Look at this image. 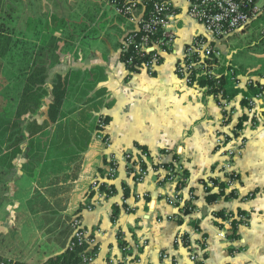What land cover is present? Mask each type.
I'll return each mask as SVG.
<instances>
[{"label": "crops", "instance_id": "crops-1", "mask_svg": "<svg viewBox=\"0 0 264 264\" xmlns=\"http://www.w3.org/2000/svg\"><path fill=\"white\" fill-rule=\"evenodd\" d=\"M171 2L177 11L176 36L159 65L148 72L130 71L124 64L120 47L133 24L119 15L112 0H21V34L31 41V64L46 68L48 93L42 106L25 115L20 125L48 120L52 82L58 75L66 81L57 119L35 135L25 133L11 165H6L9 158L0 164L5 174L0 192V255L8 261L42 264L63 252L72 237L71 220L79 216L94 233L99 248L92 264H105L119 244H129L139 236L148 240V246L137 264H194L187 248L177 245L175 238L191 236L193 240L199 235L207 237L208 254L198 264H264V122L244 127L246 143L237 159V189L241 196H252L242 201L209 198L198 183L221 160L214 150L221 108L205 79L188 85L175 73L185 46L198 35H209L187 15L184 0ZM251 25L258 29V21L253 20L232 36L246 38ZM258 32L260 37L246 43V50L231 45L232 36L216 45L222 69L231 68L239 77L252 76L264 85V34ZM223 89L239 119L245 112L243 98L253 89L243 79L233 84L230 72L224 76ZM259 107L264 108V101ZM181 110L199 124L194 140L162 145L145 138L141 131L145 119L156 112L170 117ZM147 114L152 116L147 118ZM100 118L105 121L101 133ZM5 124L3 120L4 128ZM99 133L109 138L110 148ZM2 139L7 144L6 134ZM166 149L183 154L185 175L198 191L194 213L157 221L175 213L156 183L163 173L152 171L145 180L135 182L127 176L124 163L118 164L111 182L113 195L97 198L87 192L111 154L138 155L146 150L156 161L166 163L170 158ZM36 156L42 158L41 163L32 160ZM23 157L29 166L18 162ZM238 208L250 212L249 226L236 234L235 242L218 238L217 216ZM164 252L167 258L160 256Z\"/></svg>", "mask_w": 264, "mask_h": 264}, {"label": "built area", "instance_id": "built-area-1", "mask_svg": "<svg viewBox=\"0 0 264 264\" xmlns=\"http://www.w3.org/2000/svg\"><path fill=\"white\" fill-rule=\"evenodd\" d=\"M184 1L187 4V15L202 24L209 36L198 35L185 46L182 57L175 65L176 76L188 85H198L201 78L205 79L221 108L214 147L221 160L198 184L208 196L246 200L252 193L241 196L237 189V159L246 143L244 127L255 128L257 123L264 122V108L259 107L264 101V85L252 76L239 77L231 68L222 69L219 64L220 50L216 43L245 30L253 20L258 21V30L264 34V0ZM112 3L119 15L133 24L123 37L120 47L124 64L130 71H153L171 48L176 36L174 29L178 21L177 11L171 0H112ZM228 72L231 73L233 84L238 85L243 79L247 87L253 89L252 94L243 98L245 112L239 119L232 105L233 100L223 89V79ZM104 126L105 121L100 118L98 132L101 133ZM100 133L98 135L104 137V144L110 148L109 138ZM164 153L170 155L166 163L156 161L146 150H140L138 155L128 152L117 157L114 153L111 154V159L103 171L91 180L87 192L91 193V197L97 198L113 195L111 182L117 176L118 164L124 163L127 176L135 182L145 180L152 171L163 173L158 175L156 183L162 189L161 196L164 201L175 209V213L165 218H157V221L176 220L194 213L198 191L185 175L183 154L178 149H166ZM136 198H139L138 194ZM122 200L127 202L125 197ZM217 218L219 222L215 227L216 236L227 242H235L236 234L249 226L250 212L241 208L229 209ZM70 225L73 233L68 248L81 247V261L92 264L99 251L94 233L84 227L79 216H74ZM190 239L191 236H177L175 242L187 248L191 263L198 264L208 254L207 237L199 235L193 240ZM147 246L148 240L143 236L129 244L121 243L115 248L116 252L106 259L105 264L140 263L141 254ZM160 256L167 258L168 254L164 252ZM0 264L4 263L0 261Z\"/></svg>", "mask_w": 264, "mask_h": 264}, {"label": "rangeland", "instance_id": "rangeland-1", "mask_svg": "<svg viewBox=\"0 0 264 264\" xmlns=\"http://www.w3.org/2000/svg\"><path fill=\"white\" fill-rule=\"evenodd\" d=\"M21 9V0H0V32L10 37L9 45L4 39H2L1 45V47L8 45V49L5 55L0 56V118L13 116L22 87L23 76L29 69L34 57V50L30 48L31 41L27 42L25 35L21 34ZM248 30L246 38L232 36L233 39H230V44L236 47L242 46L241 49L246 50L244 47L246 43L260 37L257 26L251 25ZM30 35L29 38H33L34 34L31 37ZM151 116V114H147V118ZM191 119L188 113L182 112V110L170 117L168 114L162 115L156 112L150 119H145V125L141 127L143 129L141 131L144 132L145 138H149L148 140L152 143L170 145L180 140L186 142L195 139L197 126H199L195 119ZM33 159L41 163L42 158L36 156ZM18 162L25 163V167L30 165L28 159L26 160L24 157L19 158ZM1 168L3 166L0 165V192L5 180V174ZM1 259L6 258L0 255Z\"/></svg>", "mask_w": 264, "mask_h": 264}, {"label": "trees", "instance_id": "trees-1", "mask_svg": "<svg viewBox=\"0 0 264 264\" xmlns=\"http://www.w3.org/2000/svg\"><path fill=\"white\" fill-rule=\"evenodd\" d=\"M148 7V5H146ZM2 39L6 40L7 44L10 41V37L0 32V56L6 54L8 45L1 47ZM65 79L61 75H58L52 82L51 93L53 100L48 104V120H43L41 123H37L36 120L27 121L24 126L20 125L22 118L30 113L39 109L48 93L46 84V68L42 65L31 64L26 71L22 79V87L19 92V96L15 105L12 118H1L0 124V164H5V160L9 158L6 165H11V160L20 152L19 143L25 133L35 135L41 132L50 122H54L59 114L60 107L65 96ZM206 81V80H204ZM3 120L6 121V127H3ZM10 124V125H9ZM9 125V126H8ZM7 135V139L4 136ZM4 143V144H3ZM4 147V148H3ZM215 197L216 195H210ZM209 196V198H211ZM81 247L66 248L63 252L50 256L42 264H90L81 261L80 257ZM4 264H26L19 261H8L7 259H1Z\"/></svg>", "mask_w": 264, "mask_h": 264}]
</instances>
